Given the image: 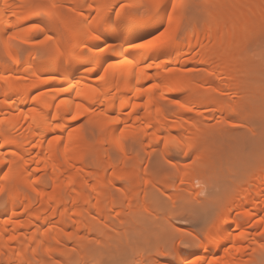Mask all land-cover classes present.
<instances>
[{"label": "bare ground", "instance_id": "bare-ground-1", "mask_svg": "<svg viewBox=\"0 0 264 264\" xmlns=\"http://www.w3.org/2000/svg\"><path fill=\"white\" fill-rule=\"evenodd\" d=\"M263 36L264 0H0V264H264Z\"/></svg>", "mask_w": 264, "mask_h": 264}, {"label": "rangeland", "instance_id": "rangeland-1", "mask_svg": "<svg viewBox=\"0 0 264 264\" xmlns=\"http://www.w3.org/2000/svg\"><path fill=\"white\" fill-rule=\"evenodd\" d=\"M88 5H89V2H87L86 4H83V9H87V7H88ZM128 8H129V10H131L132 12H134V13H140V12H142L143 10H144V7L142 6H137V5H129L128 6ZM169 14H170V12H168L167 14H166V18H168L169 17ZM166 20L161 24V25H159L158 27H157V29L154 31V33L155 34H159V33H162L165 29L164 28H166L165 27V24H166ZM162 31V32H161ZM63 32V35H65V37H66V31L64 32V31H62ZM68 36V35H67ZM63 37V36H62ZM43 37H38V40H41ZM64 38V37H63ZM68 38V37H67ZM263 39H264V36L262 37ZM65 40H66V38H64ZM22 45V44H21ZM84 120H85V118H83ZM217 120V119H216ZM216 120H214V122H216ZM79 122H83V120L81 119V121H79ZM239 130L241 129V130H246V127L245 126H240V127H237ZM255 128L253 129V131H249V134L251 133L252 135H254L253 134V132L255 133ZM213 132H217V130L216 129H214V131ZM261 134V136H264L263 134H264V130H261V132L259 133V135ZM145 156V157H144ZM143 157V159H142V161L144 162L143 164H142V166L143 167H147V165H148V167L147 168H149V164H147L148 162H150L149 161V157H148V155H144ZM191 155H189L188 157H187V159L185 160V162H186V164L187 165H192L191 163H193L192 162V160L194 159V157L193 156H191ZM148 157V158H147ZM193 158V159H192ZM184 162V163H185ZM152 163V162H151ZM194 163H195V161H194ZM152 165L153 164H151V166H150V168L152 167ZM162 229H160V230H157V232H156V237H155V239H152L151 238V240H146L145 242H143L142 240V242L140 241V243H141V245H140V243L137 241V242H133V245H132V243H131V241H129V242H127V241H122L123 243H125V244H123V243H121V244H119V245H117V246H115V248H111V246H113V245H111L110 247H107V249L105 250V251H107L109 248H111V249H109V250H111L110 252H112V255L111 256H109V260H107V263L108 262H110L109 264H127L128 262L129 263H131V264H134V260L132 261V259H134L133 258V251H135V249L137 248V249H139V247L141 246L142 248H145L146 250H148V252H150L151 253V255L152 256H154V254L156 253V250L158 249V247H159V240H160V238L162 237ZM146 239V238H145ZM119 243V242H118ZM117 243V244H118ZM135 243H137V244H135ZM139 243V244H138ZM113 244V243H112ZM114 245H116V244H114ZM121 245V246H120ZM132 246V248H131V256L130 257H127V256H125L126 254L124 253L123 255L124 256H122L121 254H120V252L121 251H123L124 249H126V247L127 246ZM119 246V247H118ZM118 249H117V248ZM140 247V248H141ZM121 250H120V249ZM114 251H113V250ZM117 249V250H116ZM140 250H142V249H140ZM146 250H144L143 249V251H146ZM107 252H109V251H107ZM133 252V253H132ZM121 253H123V252H121ZM129 254V253H128ZM135 254V253H134ZM122 257H124V259L122 258ZM132 257V258H131ZM135 257V256H134ZM111 260V261H110Z\"/></svg>", "mask_w": 264, "mask_h": 264}, {"label": "snow or ice", "instance_id": "snow-or-ice-1", "mask_svg": "<svg viewBox=\"0 0 264 264\" xmlns=\"http://www.w3.org/2000/svg\"><path fill=\"white\" fill-rule=\"evenodd\" d=\"M130 43V47L133 49H140V48H151L153 47V43L151 42V40H149L148 42H129Z\"/></svg>", "mask_w": 264, "mask_h": 264}]
</instances>
